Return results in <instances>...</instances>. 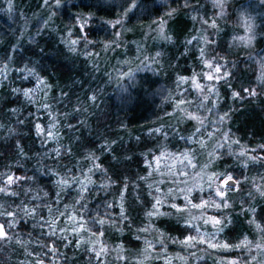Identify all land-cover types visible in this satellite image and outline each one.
<instances>
[{
  "label": "trees",
  "instance_id": "trees-1",
  "mask_svg": "<svg viewBox=\"0 0 264 264\" xmlns=\"http://www.w3.org/2000/svg\"><path fill=\"white\" fill-rule=\"evenodd\" d=\"M204 55L221 79L201 126L183 117L197 100L182 78ZM200 138L218 140L207 176L236 184L224 185L217 231L173 207L179 198L143 196L154 158L191 159ZM8 176L20 179L0 183V264H223L180 245L264 235V189L244 184L264 183V0H0V182ZM209 198L204 186L187 200Z\"/></svg>",
  "mask_w": 264,
  "mask_h": 264
},
{
  "label": "rangeland",
  "instance_id": "rangeland-1",
  "mask_svg": "<svg viewBox=\"0 0 264 264\" xmlns=\"http://www.w3.org/2000/svg\"><path fill=\"white\" fill-rule=\"evenodd\" d=\"M247 13L248 10L246 11ZM250 30L253 35H256V28L250 25ZM256 37V36H255ZM245 39V37H244ZM201 62L203 70H199L200 73H196L193 76L182 78L183 82H186L188 90L192 91L196 96L197 103L184 110L183 117L190 119L199 125H204V108L202 107V100L208 98L211 92L215 89L216 85L220 81L221 77L217 72L209 70V57L204 55ZM212 76V79H208ZM197 84L200 85L197 88ZM182 91L179 90L178 94ZM251 95H253L252 92ZM192 117H197L193 119ZM175 120H179L176 116ZM218 146V140L213 138L201 139L190 151V155L185 157H167L159 154L154 158V170L144 177L147 191L143 193V196L152 204V199L156 205L166 204L168 198H179L182 200L181 204L173 203L178 211L191 213L193 218L205 221L210 230L217 231L221 225L222 220L225 218L224 211L228 208L227 204L221 205L218 200L223 199L226 193L223 188L226 180L230 176H223L220 178V174H208L205 171L206 163H209L212 158L215 157L214 149ZM233 179V178H232ZM205 183V185H204ZM245 185L254 190L257 194L264 189V183L258 181H252L250 183H244ZM206 187L213 195V199L208 200L201 199L200 202L194 203L193 200H187V198L195 191L201 190L202 187ZM236 187V184L234 185ZM218 192H223V195H219ZM236 193H240V190L236 188ZM139 196V195H138ZM193 205H203L202 207H194ZM226 205V206H225ZM189 214V213H188ZM215 221H220L219 224ZM204 223V222H202ZM210 245L204 244L200 240L183 241L180 247L184 248L186 255L193 257L196 253L204 250L213 257L222 260L223 264H261V256L264 255V235L257 239H251V241L243 240L239 244L233 247H225L222 244H216L209 242ZM215 245V247H213ZM205 247V248H204ZM203 249V250H202ZM176 255L171 252V258ZM194 258V257H193ZM194 264V262H193Z\"/></svg>",
  "mask_w": 264,
  "mask_h": 264
},
{
  "label": "snow or ice",
  "instance_id": "snow-or-ice-1",
  "mask_svg": "<svg viewBox=\"0 0 264 264\" xmlns=\"http://www.w3.org/2000/svg\"><path fill=\"white\" fill-rule=\"evenodd\" d=\"M45 2H47V0H45ZM213 26H214V25H213ZM73 43H75V41H73ZM209 67H211V65H209ZM216 71L219 72L220 69L217 68ZM208 79H212V76H209ZM40 83H43V81H40ZM196 86H197V88L200 87L199 84H197ZM30 92H31V90H27V91L24 92V95H25V96H29V95H30ZM192 118H193V119H197V117H192ZM36 128H37V131H38V132H40V133H43V132H44V129H43L40 125H37ZM46 135L49 136V137H52L54 134H53L51 131H48V132L46 133ZM19 179H20L19 177L13 178L12 176H8L7 181H2V182H0V183H4L5 185H11V184H13L16 180H19ZM228 179L231 180L232 178L229 177ZM89 182H91L90 179H89ZM61 183H63V184H67L68 181L65 180V181H62ZM84 190H86V188H82V191H84ZM6 191H7V187H6V186H5V187H0V192H6ZM218 194L222 196V195H223V192H218ZM262 194H264V193H262ZM159 203H160V201H157V204H159ZM193 206H194V207H202L203 205H193ZM225 206H226V205H225ZM22 210L25 212L26 215H30V214L34 213V211H35V209H31V210H29V209H27V208H24V209H22ZM0 214H3V213H0ZM8 215L12 216V215H14V213L9 212ZM70 220H71V221H74V220H75V217H70ZM100 223H104V221H100ZM215 223L219 224L220 221H215ZM80 227H83V225H80ZM80 227L75 228V229H73V230L79 232V231H80ZM52 234L54 235L55 232L53 231ZM6 237H7V233H6V231H5V226H4V225H0V239H5ZM192 239H194V238H192V237L189 238V240H192ZM213 247H215V245H213ZM225 247H226V246H225ZM103 251H105V249L102 248V249H101V253H102ZM97 255H100V253H98Z\"/></svg>",
  "mask_w": 264,
  "mask_h": 264
},
{
  "label": "water",
  "instance_id": "water-1",
  "mask_svg": "<svg viewBox=\"0 0 264 264\" xmlns=\"http://www.w3.org/2000/svg\"><path fill=\"white\" fill-rule=\"evenodd\" d=\"M224 185L232 187L235 185V181L233 179H231V180L228 179V180H226Z\"/></svg>",
  "mask_w": 264,
  "mask_h": 264
}]
</instances>
